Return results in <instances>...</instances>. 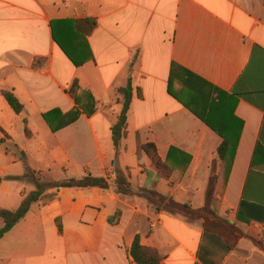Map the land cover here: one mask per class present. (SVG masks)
<instances>
[{
  "label": "crops",
  "instance_id": "crops-1",
  "mask_svg": "<svg viewBox=\"0 0 264 264\" xmlns=\"http://www.w3.org/2000/svg\"><path fill=\"white\" fill-rule=\"evenodd\" d=\"M87 18L97 21L86 36L92 57L76 66L52 23L87 53L81 34L68 31ZM183 70L231 97L242 124L233 159L218 157L223 137L169 93ZM130 78L127 134L116 147L112 127ZM77 107L80 116L55 131L43 117ZM0 138V208L17 209L39 176L110 182L46 188L0 239V264H137L129 252L137 235L161 264H264V0H0ZM146 143L170 173L155 168ZM117 171L133 194L116 192ZM212 186L217 215L235 231L206 230L196 213L173 214L159 202L200 209Z\"/></svg>",
  "mask_w": 264,
  "mask_h": 264
},
{
  "label": "trees",
  "instance_id": "trees-1",
  "mask_svg": "<svg viewBox=\"0 0 264 264\" xmlns=\"http://www.w3.org/2000/svg\"><path fill=\"white\" fill-rule=\"evenodd\" d=\"M96 26L97 21L92 18L73 21L71 25L68 26V31L70 29L72 31L78 32L83 37L85 49L88 51L85 53L83 50L78 48L75 43H73V35H69L67 31H63V34L60 35L56 29V22L52 23L55 41L76 66H81L86 60L92 57L91 51L86 41V36L91 34ZM176 78L177 77L175 74V79ZM177 79L180 83V86L178 85V87L173 82L171 76L169 93L182 102L187 108H189L214 131L223 137V143L218 149V157L224 160L226 156L230 155L231 159H233L236 151L237 141L239 139V133L238 135L236 134L238 130L240 132L242 124H239L240 121L237 122L232 118L234 104L231 100V97L187 70H183L182 74L179 75ZM75 90H77V87ZM75 90L73 92L74 95H76ZM121 92L123 93L124 97L123 107L117 122L112 127V138L116 147L119 146L120 141L127 134L128 112L130 110L133 96L132 78L129 79L127 87L121 89ZM2 94L16 113L20 114L23 112L24 105L12 91L2 90ZM89 95L91 96V94ZM218 98H220L221 101H216ZM95 110V108H92L91 113L95 112ZM80 113L81 111L78 107L67 114H64L60 110L56 109L45 113L43 117L50 125L51 129L55 131L61 127L73 123L80 116ZM56 121L59 122L56 124ZM25 134L27 136L30 135V131L27 126L25 127ZM3 143L4 140L0 138V146ZM141 150L148 155L155 168H157L161 173L165 175L170 173V168L160 158L155 144H143L141 146ZM229 170L230 169H227L226 176L224 177V185L227 182ZM215 179H217V177H212V184L214 183ZM1 181L2 177H0V182ZM36 184L37 188L29 192L23 198L17 209L11 210L0 208V223H2V225L0 224V239L28 214L33 203L40 200L44 191L48 187H55L57 190H59L65 187H98L107 189L110 186V182L106 177L95 176L91 173H86L80 178H69L54 183L43 182L39 179ZM113 185L115 186L116 192L119 194L130 195L134 193L132 184L130 183L127 175L122 171H117ZM213 189L214 187L212 186L211 192L205 201V205L200 209H194L191 205L181 204L172 199L167 201L165 197L160 195L159 202L161 201V204L162 202L165 203L163 209L173 214L187 217L190 215V212L196 213V215L202 220L203 226L206 230L227 228L235 231L233 225L217 215L215 205L218 201L213 199ZM119 216L120 212L116 217L117 220L119 219ZM259 245L264 249L263 242H259ZM129 252L137 264H161L162 258L159 251L156 248L143 245L141 243L140 236L138 235L135 237Z\"/></svg>",
  "mask_w": 264,
  "mask_h": 264
},
{
  "label": "rangeland",
  "instance_id": "rangeland-1",
  "mask_svg": "<svg viewBox=\"0 0 264 264\" xmlns=\"http://www.w3.org/2000/svg\"><path fill=\"white\" fill-rule=\"evenodd\" d=\"M178 85L180 86V83H179ZM177 87H178V86H177ZM39 178L42 179V177H40V176H39ZM54 178H57V175H54V177H53L52 179H54ZM261 242H262V241H261Z\"/></svg>",
  "mask_w": 264,
  "mask_h": 264
}]
</instances>
